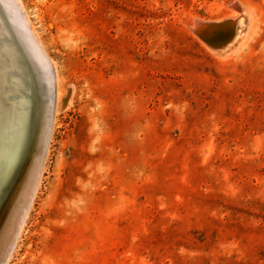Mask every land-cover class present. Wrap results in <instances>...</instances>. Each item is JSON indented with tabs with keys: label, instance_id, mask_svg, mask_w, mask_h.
I'll use <instances>...</instances> for the list:
<instances>
[{
	"label": "rangeland",
	"instance_id": "rangeland-1",
	"mask_svg": "<svg viewBox=\"0 0 264 264\" xmlns=\"http://www.w3.org/2000/svg\"><path fill=\"white\" fill-rule=\"evenodd\" d=\"M24 2L72 103L6 264H264V0Z\"/></svg>",
	"mask_w": 264,
	"mask_h": 264
},
{
	"label": "bare ground",
	"instance_id": "bare-ground-1",
	"mask_svg": "<svg viewBox=\"0 0 264 264\" xmlns=\"http://www.w3.org/2000/svg\"><path fill=\"white\" fill-rule=\"evenodd\" d=\"M249 15H233L238 30L219 54L242 41ZM52 62L24 0H0V264L11 258L30 214L54 114L72 103V95L65 104L55 96Z\"/></svg>",
	"mask_w": 264,
	"mask_h": 264
},
{
	"label": "water",
	"instance_id": "water-1",
	"mask_svg": "<svg viewBox=\"0 0 264 264\" xmlns=\"http://www.w3.org/2000/svg\"><path fill=\"white\" fill-rule=\"evenodd\" d=\"M238 19L229 18L222 21L195 20L194 31L212 46H219L230 40L238 30Z\"/></svg>",
	"mask_w": 264,
	"mask_h": 264
}]
</instances>
